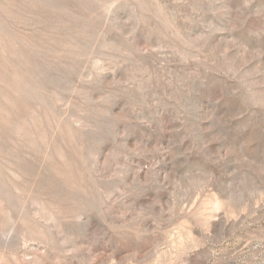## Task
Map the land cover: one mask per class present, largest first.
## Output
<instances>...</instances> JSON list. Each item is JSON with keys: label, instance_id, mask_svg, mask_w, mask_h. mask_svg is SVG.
Masks as SVG:
<instances>
[{"label": "rangeland", "instance_id": "374dc122", "mask_svg": "<svg viewBox=\"0 0 264 264\" xmlns=\"http://www.w3.org/2000/svg\"><path fill=\"white\" fill-rule=\"evenodd\" d=\"M0 264H264V0H0Z\"/></svg>", "mask_w": 264, "mask_h": 264}]
</instances>
